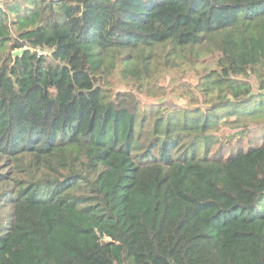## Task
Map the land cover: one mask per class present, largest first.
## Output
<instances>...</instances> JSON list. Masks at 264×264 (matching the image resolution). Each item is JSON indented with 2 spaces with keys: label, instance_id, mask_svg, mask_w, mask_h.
Wrapping results in <instances>:
<instances>
[{
  "label": "trees",
  "instance_id": "16d2710c",
  "mask_svg": "<svg viewBox=\"0 0 264 264\" xmlns=\"http://www.w3.org/2000/svg\"><path fill=\"white\" fill-rule=\"evenodd\" d=\"M0 2V264L264 263V0Z\"/></svg>",
  "mask_w": 264,
  "mask_h": 264
},
{
  "label": "rangeland",
  "instance_id": "374dc122",
  "mask_svg": "<svg viewBox=\"0 0 264 264\" xmlns=\"http://www.w3.org/2000/svg\"><path fill=\"white\" fill-rule=\"evenodd\" d=\"M14 1V0H7ZM3 2H0L2 5ZM254 82V80L252 81ZM144 103L152 102H173L182 104L183 98L176 93H168L162 100H150L139 97ZM264 147V123L253 124L248 128H236L227 130L222 142L213 150L212 158L228 160L229 158L241 153L249 152L252 149ZM9 166H5L4 161H0V177H6L9 173ZM4 181H0V224L7 223L11 219L12 207L8 203L9 196L15 189V179H23L24 175L9 174Z\"/></svg>",
  "mask_w": 264,
  "mask_h": 264
},
{
  "label": "water",
  "instance_id": "95a60500",
  "mask_svg": "<svg viewBox=\"0 0 264 264\" xmlns=\"http://www.w3.org/2000/svg\"><path fill=\"white\" fill-rule=\"evenodd\" d=\"M21 53H22V51H18V52H15L14 55H15V56H18V55H20ZM257 264H264V263H257Z\"/></svg>",
  "mask_w": 264,
  "mask_h": 264
},
{
  "label": "built area",
  "instance_id": "2783aa9c",
  "mask_svg": "<svg viewBox=\"0 0 264 264\" xmlns=\"http://www.w3.org/2000/svg\"><path fill=\"white\" fill-rule=\"evenodd\" d=\"M43 52H44V51H43V50H41V51H40V54H42Z\"/></svg>",
  "mask_w": 264,
  "mask_h": 264
}]
</instances>
